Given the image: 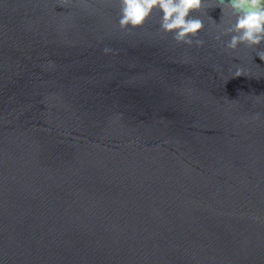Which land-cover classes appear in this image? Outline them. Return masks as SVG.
I'll list each match as a JSON object with an SVG mask.
<instances>
[{"label":"water","instance_id":"obj_1","mask_svg":"<svg viewBox=\"0 0 264 264\" xmlns=\"http://www.w3.org/2000/svg\"><path fill=\"white\" fill-rule=\"evenodd\" d=\"M209 2L197 47L119 0H0V264H264V44L225 49Z\"/></svg>","mask_w":264,"mask_h":264},{"label":"clouds","instance_id":"obj_2","mask_svg":"<svg viewBox=\"0 0 264 264\" xmlns=\"http://www.w3.org/2000/svg\"><path fill=\"white\" fill-rule=\"evenodd\" d=\"M205 3L206 0H119L118 24L121 30L141 28L158 12L161 32L172 35L177 43L202 47L205 41L199 35L204 22L197 13ZM208 7L221 9L220 23L212 20L218 27L213 38L225 49L235 50L240 45L255 49L264 44V0H211ZM226 16L231 18L228 23L224 22ZM223 37L230 39L223 42ZM262 53L257 55L264 61Z\"/></svg>","mask_w":264,"mask_h":264}]
</instances>
